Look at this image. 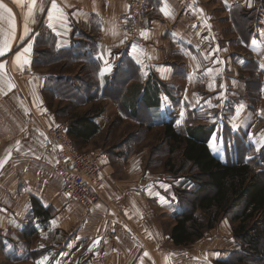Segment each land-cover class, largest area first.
Listing matches in <instances>:
<instances>
[{"label":"crops","instance_id":"0c3cea01","mask_svg":"<svg viewBox=\"0 0 264 264\" xmlns=\"http://www.w3.org/2000/svg\"><path fill=\"white\" fill-rule=\"evenodd\" d=\"M0 3L10 9L0 8V264H264L229 217L175 246L176 183L189 191V180L151 171L131 140L98 146L110 123L202 128L220 163L264 179V0H148L141 47L125 43L126 0H35L31 15V0ZM251 12L263 13L252 35ZM84 115L98 132L73 142L99 156L103 174V201L88 212L62 195L42 130Z\"/></svg>","mask_w":264,"mask_h":264},{"label":"trees","instance_id":"16d2710c","mask_svg":"<svg viewBox=\"0 0 264 264\" xmlns=\"http://www.w3.org/2000/svg\"><path fill=\"white\" fill-rule=\"evenodd\" d=\"M97 132L98 126L87 115L73 119L68 128L69 136L79 143H86ZM161 135L169 147V160L163 168L171 176H182L192 184L189 191L177 193L180 210L172 215L174 225L169 234L173 244L177 247L193 245L222 217H229L235 224L234 237L245 248L264 251V245L259 247L261 243L257 240L258 235L264 241L263 175L253 174L247 163H220L206 145L211 135L208 130L193 128L185 135L172 123H165ZM176 155L180 156V164L174 161ZM186 165L194 168L196 175L183 174ZM238 207V212L231 216V211ZM257 217L261 221L259 226L253 221ZM237 261L244 262L243 257H238Z\"/></svg>","mask_w":264,"mask_h":264},{"label":"built area","instance_id":"2783aa9c","mask_svg":"<svg viewBox=\"0 0 264 264\" xmlns=\"http://www.w3.org/2000/svg\"><path fill=\"white\" fill-rule=\"evenodd\" d=\"M148 0H126L125 15L126 45L141 47L149 15ZM23 98V95H20ZM55 151L53 169L61 182V193L71 204L83 211L92 210L103 201L102 165L99 156L94 153H79L68 134V124L60 122L52 127H42Z\"/></svg>","mask_w":264,"mask_h":264},{"label":"rangeland","instance_id":"374dc122","mask_svg":"<svg viewBox=\"0 0 264 264\" xmlns=\"http://www.w3.org/2000/svg\"><path fill=\"white\" fill-rule=\"evenodd\" d=\"M256 1L261 2L263 0H256ZM262 12H261V15H260V12H257L253 16H252V12H251V35L254 32H257V29L261 25H263L262 20H259V18H261V16L263 15ZM259 30L260 29H258V31ZM44 50H42V52ZM45 51H47V50H45ZM47 53H48V51H47ZM43 56L45 58V55H43ZM47 58H48V56H47ZM61 64L64 65L63 66L64 71L73 72L71 66H69L68 64H64V63H61ZM253 69H254V66H251V71H253ZM251 71H250V75H251ZM250 89H251V94L249 95V97L251 99V103L256 104L257 101H259L258 95H257V91H258L257 83L256 84L254 83V85L252 86V88L250 87ZM141 113H142V111L138 110V118L140 120H142V118H143ZM64 122H66V121H64ZM127 125L121 127L119 124L113 125L112 123H110L107 130H106V133L101 135V137H99V143L100 144L98 146H101L103 149L105 148V149L111 150L113 145H117V144L122 143L124 141L131 140L135 144L134 145L135 154H139L140 156H142L143 163H145L149 166H152V168L150 169L151 171L158 172V173H160V175L167 173L165 171V169L163 168L164 167L163 164L167 163V161L169 160V155L167 153V151L169 150L168 149L169 147H168L167 142L165 141V139L161 135L162 128L151 129V128H148L147 126H144V125H141V126H135L134 125L133 126L129 122L127 123ZM119 135H120V137L118 138ZM118 140H121V141L118 142ZM78 151H79V153L83 154V153H90L92 151V149L91 148L84 149V150L79 149ZM174 161H175V163L180 164V156L179 155L174 156ZM183 172H184L183 174H186V175H193V176L196 175V170L192 167H189L188 165L184 166ZM179 177L184 178L182 176H178L177 179ZM182 183H183L182 180H179V184L176 183L177 184L176 193H180V192H183L185 190L182 188V186H183ZM238 210H239V207L234 208L231 211L230 215L232 216L233 214L237 213ZM255 221H254V225L259 224V222H258L259 220H257L256 222ZM250 224H251V222H250ZM215 226H216V224H215ZM251 229H249L248 231L250 232ZM32 240H35V237H33ZM39 255H40V252L38 250L35 252H32L33 260L39 258ZM2 264H11V263L3 260Z\"/></svg>","mask_w":264,"mask_h":264},{"label":"snow or ice","instance_id":"6c2138e0","mask_svg":"<svg viewBox=\"0 0 264 264\" xmlns=\"http://www.w3.org/2000/svg\"><path fill=\"white\" fill-rule=\"evenodd\" d=\"M14 2L17 3V4H19V3H21V0H14ZM34 6H35V0H31L30 6H29V15H31V8L34 7ZM53 7L54 8L56 7L55 4H53ZM0 8H4V10L7 11V12H9V14H10V9L5 8V6L2 3H0ZM25 31H27V28H25ZM29 50H30V46L24 48V53H28ZM0 55H4L3 50H0ZM17 59L19 60L20 57L17 56ZM25 63H27V61H25ZM3 67H4V65L0 64V69H2ZM262 143H264V142H262ZM2 163L3 162L0 161V165H2Z\"/></svg>","mask_w":264,"mask_h":264}]
</instances>
